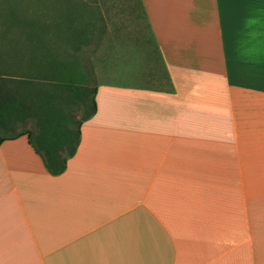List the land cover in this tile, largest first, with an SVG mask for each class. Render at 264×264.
<instances>
[{
	"label": "crops",
	"instance_id": "0c3cea01",
	"mask_svg": "<svg viewBox=\"0 0 264 264\" xmlns=\"http://www.w3.org/2000/svg\"><path fill=\"white\" fill-rule=\"evenodd\" d=\"M167 89L99 83L64 170L0 142V264H264V0H139Z\"/></svg>",
	"mask_w": 264,
	"mask_h": 264
},
{
	"label": "trees",
	"instance_id": "16d2710c",
	"mask_svg": "<svg viewBox=\"0 0 264 264\" xmlns=\"http://www.w3.org/2000/svg\"><path fill=\"white\" fill-rule=\"evenodd\" d=\"M5 2L1 33L2 39L7 40L0 44L6 67L0 72V142L26 136L46 171L57 175L76 149L81 122L94 113L95 86L74 85L87 80L86 73L77 68V56H58L53 49V38L61 37L74 48L86 39L91 16L82 12L84 4L69 5L67 1L65 12L57 22L55 18L48 19L50 15L40 4L26 15L14 9L9 0ZM11 31H17L24 41L8 39ZM18 63L25 66L20 74L16 73ZM75 101L84 107L77 119L68 112ZM27 116L36 118L37 132H12L14 122Z\"/></svg>",
	"mask_w": 264,
	"mask_h": 264
},
{
	"label": "rangeland",
	"instance_id": "374dc122",
	"mask_svg": "<svg viewBox=\"0 0 264 264\" xmlns=\"http://www.w3.org/2000/svg\"><path fill=\"white\" fill-rule=\"evenodd\" d=\"M5 1L8 2V0H0V44L1 41L7 40L2 39L1 33L3 28L2 13L6 10ZM9 1L14 9L26 15L33 13L37 5L40 4L46 8L47 15H50L48 19L55 18L57 22L65 12L67 1L69 5L84 4L85 8L82 12L84 15L91 16L90 24L86 27L88 31L86 39L74 48H71L61 37L53 38L52 43L53 49L58 52L57 54H60L59 57L67 54L77 56V68L86 73L87 80L79 81L74 84L75 86L92 88L99 83H105L156 89L168 88L165 73L137 0ZM56 8H58L57 11ZM7 38L17 40L19 43L24 41L17 31H11ZM0 49H3L1 45ZM2 52L0 51V54L3 55ZM2 55H0V72L6 68ZM17 68V74L20 70H25V66L21 63H18ZM21 71L20 73H22ZM83 108L79 102L75 101L71 104L68 112L77 119L82 114ZM11 129L12 132L35 133L38 130L36 118L27 116L19 119L14 122Z\"/></svg>",
	"mask_w": 264,
	"mask_h": 264
}]
</instances>
